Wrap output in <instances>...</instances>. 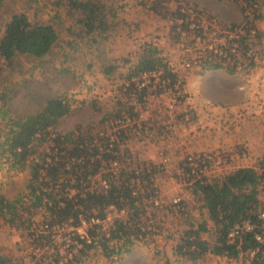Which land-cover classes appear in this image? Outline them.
I'll use <instances>...</instances> for the list:
<instances>
[{"label":"rangeland","instance_id":"374dc122","mask_svg":"<svg viewBox=\"0 0 264 264\" xmlns=\"http://www.w3.org/2000/svg\"><path fill=\"white\" fill-rule=\"evenodd\" d=\"M101 2L105 4L107 10L112 9L117 14L119 21L117 27L106 36L86 34L72 19L61 16L60 21L56 19L54 24L59 31V42L48 55L43 58L19 55L10 63L0 58V92L7 95L4 106L0 100V108H3V112L5 109L8 110L6 117L0 112V192L10 199L28 192L26 186L30 178L29 170L20 169V165L15 163L9 153H3V143L18 119L40 111L49 98L60 96L70 100L71 108L68 114L60 119L56 130L64 132L76 125H82L90 126L96 132L104 130L105 134L109 135L110 125L101 121L104 114L117 100H122L121 103L127 101V97L119 89L124 82L121 75L127 73L137 62L142 47L150 43L158 47L168 60L170 67L177 73V80L173 85L164 87L161 92L148 94L144 98L145 102L137 105L140 115L148 124L141 125L140 132H137L138 129L129 130V136L125 133L119 137L120 141L117 143L121 154L119 162L120 167L130 171L145 167L154 169L156 174L154 185L159 191L156 203L161 201L169 205L172 203L176 205L177 210L173 208L171 211L164 206L161 208L148 206V216L153 212L159 213L164 222L155 223L153 230L146 233L147 243L136 241L124 245L122 254H113L110 257L105 256L98 245L80 256L79 264H223V255L218 254L213 244L209 246L210 249L204 259L197 262L181 260L174 254V246L180 239V232L187 226V219H192L196 225L207 222L208 227H212L207 212L201 207L199 197L192 194L196 179L193 180L192 177L190 181L186 179L188 171L185 170V161L191 155L219 153L223 165L213 166L207 176L208 180L240 167L264 165V1L257 0L247 12L242 11V6L250 4V0H101ZM188 2H195L208 10L205 20L208 29L204 30L207 38L199 43L193 41L194 32L191 25L183 28V23L188 22V17V20H192L188 11L184 18L176 21L163 17L165 14L170 16L178 6L184 9ZM156 3L160 4V14L154 11ZM260 3H263V6L259 10ZM52 7L53 5L47 6L44 0H0V36L5 23L12 14L18 12H26L33 21H47L53 24L52 17L55 12ZM259 11H262V18L256 17ZM245 15L248 17L245 18ZM174 25L177 29L173 28ZM253 25L255 28L251 27ZM240 26L252 31V36H248L244 44L251 47L255 41L262 42L261 48H254V51H257L255 56L257 65H249V62L248 65H242L244 60L242 49L237 56L229 52V57L219 56L218 52L214 51L216 54L214 56L204 53L211 45L219 43L225 48L217 51L226 50L227 43L219 42L218 40L223 38L216 37L217 30ZM259 31L261 37L256 40ZM177 32L180 36L175 40ZM212 39L213 43H209ZM238 44L245 46L241 41ZM205 56L207 60L204 59ZM219 61H223L229 68L236 65V71H230L225 67L217 69L231 73L237 77L236 82L244 87L237 91L233 89L228 91V88L224 87V93L217 91L216 96L209 94L215 99L219 98L220 94V97L226 96L225 103L233 102V105L225 107L228 108L226 114L222 111L216 113L220 121L229 122L223 126L232 130L231 133L226 131L225 138L229 134L232 135L228 138L230 142L219 140L220 142L212 147H196L192 129L197 127L198 114L201 117L203 113L209 115V112L199 108L195 101L193 77L214 70L209 68L208 64ZM111 64L117 66L116 71L107 75L103 70ZM165 84L171 82L167 80ZM130 101L132 103V99ZM114 107L117 109L119 105ZM200 120L202 123V119ZM208 126H211L209 130L213 133L214 129H222L218 124L209 123ZM248 126L262 131L257 141L258 155L248 149L250 145ZM243 137L245 141H242ZM256 155L261 156L257 158ZM112 163L109 168L92 178V187L107 182L108 176L106 174L105 177L104 173L115 170L116 167ZM178 198L180 200L175 203L174 200ZM179 209L185 210V213ZM46 214L43 209L34 213L31 216V229L38 226L39 232L42 231L40 227ZM124 214L125 211L120 213L110 211L106 222ZM157 225L162 226L160 234L155 233L158 231ZM25 226H28V222ZM87 227L86 223L78 228L71 226L55 228V244L60 249L61 261L66 262L72 257L67 251L71 242L68 233L73 230L86 236ZM30 232L28 228H18L1 219L0 251L20 264H50L55 258L53 252L46 256V252L35 250ZM210 233L204 232L202 237L212 243L214 238ZM120 243L122 244V241ZM110 246L113 247L114 244L110 243Z\"/></svg>","mask_w":264,"mask_h":264},{"label":"trees","instance_id":"16d2710c","mask_svg":"<svg viewBox=\"0 0 264 264\" xmlns=\"http://www.w3.org/2000/svg\"><path fill=\"white\" fill-rule=\"evenodd\" d=\"M256 1L252 0L250 4H244L242 11L247 12L249 8L251 10ZM44 2L47 6L53 5L52 9L55 12L52 17L53 24L47 21H33L26 12L12 14L5 23L0 36V58L4 61L10 63L19 55L34 58L48 55L58 45L59 31L54 24L56 19L60 21L61 16L72 19L82 32L99 36H106L117 27L119 22L117 14L112 9L107 10L101 0H44ZM159 5V3L154 5V11L160 14ZM187 6L193 7L198 15L203 13L206 15L208 11L195 2H188ZM262 6L263 3H260L259 10ZM185 14L186 10L178 6L170 16L165 14L166 16L163 17L173 18L176 21L184 18ZM247 17L248 15H245V18ZM256 17L262 18V11H259ZM188 25L189 22H184L183 28H187ZM251 27L255 28L254 25ZM173 28L177 29V26L174 25ZM192 30L193 41H197L196 37L202 36L204 32L200 26L193 27ZM258 35L256 40L261 37L260 31ZM178 36L180 33L174 39L177 40ZM248 36H252L250 29H246L241 40H228L226 50L235 48L236 42L241 41L244 44ZM238 43L236 50L239 52L242 49L244 55L242 65H248V62L249 65H257L255 61L257 51L255 52L254 48H261L262 42L255 41L251 47L248 44L243 46ZM218 48L225 47L219 43ZM205 51L204 53H209V56L216 55L213 50ZM208 65L209 68L225 67L230 71H236L237 68L236 65L226 67L223 61ZM116 68L115 64H111L103 71L109 75L114 73ZM144 76L145 85L132 80L133 77H137L142 81ZM121 77L124 82L119 89L127 97V101L121 103L122 100H117L101 120L110 125L109 135L105 134L104 130L96 132L92 127L82 125H76L64 132L56 130L60 119L70 111L71 105L68 98L55 96L49 98L40 111L18 119L3 143V153H9L15 163L20 165V169H28L30 178L26 186L28 190L26 194L10 199L0 192V220L3 219L18 228L31 230L29 235L31 234L35 250L46 252V256L53 252L55 258L50 264H79L80 256L87 254L98 245L101 246L105 256L120 255L124 245L136 241L147 243L146 233L153 230L155 223L163 221L159 213L153 212L148 216V206L155 208L164 206L171 211L173 208L176 209V205L172 203L170 205L165 201L156 203L159 191L154 185L156 175L154 169L145 167L130 171L120 167L121 154L117 143L121 135L125 133L128 135L129 130H137L139 125L148 124L140 115L137 105L145 102L144 98L148 94L161 92L164 87L173 85L177 80V73L170 67L159 48L148 43L142 47L137 62ZM167 80L171 84H165ZM6 97V94L0 92L3 106ZM114 105H119V108L116 109ZM0 112L6 117L8 110L5 109L3 112V108H0ZM122 122L128 125L122 126ZM116 160L117 168L104 173L105 177L108 176L107 186L92 187V178L101 174ZM193 189L192 194L199 197L201 207L207 212L212 227H208L207 222L196 225L192 219H187V226L180 232V239L174 246L175 256L181 260L197 262L204 259L210 249L209 246L213 244L218 254L232 257L256 251L257 264H264V244L256 240L254 232L245 233L234 242L228 239L231 227L245 220L254 223L256 229L262 232L264 220L260 218V213L264 211V165L240 167L209 180L207 177L196 180ZM111 206L119 213L125 211V214L106 222ZM41 209L47 214L40 227L43 230L39 232L38 226L31 229V216ZM179 210L185 213V210ZM83 221L88 224L87 236H82L77 231H70L68 233L71 238L70 249L67 251L72 257L66 262L61 261L60 249L55 244V228L64 226L78 228L82 226ZM26 222L28 226H25ZM157 227L158 231L155 233H162V226L157 225ZM204 232H211L210 235L214 238L212 243L202 237ZM110 243L114 246L111 247ZM0 264L20 263L0 251Z\"/></svg>","mask_w":264,"mask_h":264},{"label":"built area","instance_id":"2783aa9c","mask_svg":"<svg viewBox=\"0 0 264 264\" xmlns=\"http://www.w3.org/2000/svg\"><path fill=\"white\" fill-rule=\"evenodd\" d=\"M252 2V0H250V3ZM187 7V6H186ZM182 10H186V12L188 11V14L190 16V18H192V20H188V22H190L189 25H191V28L193 27H197L200 26V28H202L203 30L208 29L207 25L205 24V20H206V15L205 13H203L202 15H198V12H196V10L191 7L188 6L187 9H183ZM246 30L243 26L240 27H234L233 29H227L225 27L224 28H220L217 30V34L216 37H220L223 38L222 40H218L219 42L224 41L225 43H227L228 40H233V39H237L239 40L241 38V36H243L245 34ZM197 41L200 42L201 39H205L207 38V33L204 31L202 33V36H198L196 37ZM228 39V40H227ZM214 39H212V41H210L209 43H213ZM237 43H235V48L232 47L231 50L226 51L224 50H219V45L218 46H210L209 49L213 50L215 53H219V54H223V56H228V53L231 52L234 54L237 53L238 51L236 50L237 47ZM206 59V56L205 58ZM132 80L137 81L138 83H140V85H145V76L143 77L142 81H139L137 79V77H133ZM129 122V120L127 121V123ZM124 122H122V126H127L128 124ZM141 125L138 126V131L140 132L141 130ZM186 168L185 170H188V177H186V179H188V181H190V178L193 180H203L206 179V177L209 175V171L213 168V166H218L220 164L223 165V160L221 159L219 153H213V152H206V153H200V154H196V155H191L189 157H187L186 159ZM224 162H226V159L224 158ZM112 165H114L116 168L118 166L117 161H115L114 163H112ZM115 168V169H116ZM195 180V181H196ZM104 185L107 186L106 181H104ZM73 192V191H72ZM180 199L178 198L177 200L175 199L174 202L177 203ZM110 211H116V209L111 206L109 208ZM260 218L264 220V211L260 213ZM95 222H100L99 220H94ZM82 225H86V222L83 221ZM250 232H254L255 234V238L257 241H259L261 244H264V226L262 227V232H259L256 229V226L254 223H252L249 220H245L243 222H239V223H235L229 233H228V239L231 242H234L239 236L245 234V233H250ZM82 236H85L83 234H80ZM87 236V235H86ZM239 248V245H238ZM259 249V248H257ZM256 251H251L249 254L244 255V254H240L239 257H232L230 255L227 254H223L222 259H223V264H257L256 260Z\"/></svg>","mask_w":264,"mask_h":264},{"label":"crops","instance_id":"0c3cea01","mask_svg":"<svg viewBox=\"0 0 264 264\" xmlns=\"http://www.w3.org/2000/svg\"><path fill=\"white\" fill-rule=\"evenodd\" d=\"M193 77L194 81V90H193V96L195 98V101L199 108L204 109V111L209 112V115H205L203 113V116L199 117V112L197 111L199 121L197 123L196 129H192V133H194L193 137H195V146L196 147H212L218 144L220 141L223 140L224 142L229 141V137H231L232 134H229L228 137L225 138L227 135L226 131H229V133L232 132V130H228L226 127L223 126L225 123L229 122H223L219 120V116L216 115L217 112H225V114L228 112L229 105H233V102L225 103L226 96L219 98H213L209 94H212L215 96L218 95L216 92L224 93L223 90L224 87L228 88V91L233 89L235 91L241 90V88H244L242 84H238L236 82L237 77L233 76L231 73H228L226 71H222V69H214L211 71H208L204 75H197ZM194 102V100H193ZM203 112V110H202ZM202 119V123L201 120ZM220 124H219V121ZM218 124L222 126V129H214V133L210 132L209 128L211 126H208V124ZM204 124V125H203ZM248 135H250L249 139V151H253V154H257L259 149L257 147V141H259L262 131L253 129L252 127L248 126ZM242 141H245V137L242 138ZM259 146V145H258ZM239 147V146H238ZM258 155V154H257ZM255 156L259 158V156ZM239 167V166H237Z\"/></svg>","mask_w":264,"mask_h":264}]
</instances>
